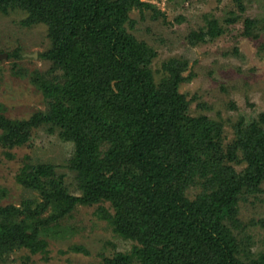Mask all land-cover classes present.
Wrapping results in <instances>:
<instances>
[{"label": "trees", "instance_id": "16d2710c", "mask_svg": "<svg viewBox=\"0 0 264 264\" xmlns=\"http://www.w3.org/2000/svg\"><path fill=\"white\" fill-rule=\"evenodd\" d=\"M144 4L0 0V13L21 9L25 24L47 25L51 46L40 56L52 62L34 76L48 100L46 111L14 119L0 105V146L21 147L35 128L50 123L74 146L69 166L81 190L72 194L52 163L24 164L16 180L38 195L4 204L8 191L0 187V259L22 247L47 253L48 238L76 206L100 204V217L136 242L100 264H264V254L241 260L246 251L233 231L242 229L238 194L259 191L264 179V113L250 123L241 118L235 138L224 145L223 122L190 114L178 90L187 79L186 61L168 60V74L156 81L155 51L126 32L128 12ZM257 26L246 18L245 34L258 37L251 31ZM223 32L214 18L191 35L198 42ZM9 56L20 59L21 51ZM244 160L245 170L229 164ZM191 187L199 189L194 199L187 196Z\"/></svg>", "mask_w": 264, "mask_h": 264}, {"label": "rangeland", "instance_id": "374dc122", "mask_svg": "<svg viewBox=\"0 0 264 264\" xmlns=\"http://www.w3.org/2000/svg\"><path fill=\"white\" fill-rule=\"evenodd\" d=\"M141 1L146 4L128 12L124 26L128 34L155 51L151 68L156 81L168 74L165 62L172 58L186 61L183 75L187 79L178 90L187 96L190 114L223 122L224 145L235 138L234 125L241 118L246 123L259 121L264 113V0H242L241 5L238 0ZM26 15L21 9L0 13V105L14 119H28L48 109L34 76L36 71L44 73L52 67L50 60L40 56L51 46V39L45 23L25 24ZM214 18L224 28L223 34L195 42L191 33L208 28V21ZM246 18L258 22L251 29L258 37L245 34ZM15 48L21 51L20 59L9 56ZM73 150L72 142L63 140L50 123L35 128L21 147L9 150L0 146V187L8 191L3 203L20 205L38 195L16 180L27 162L54 164L68 190L80 195L77 174L69 166ZM229 164L237 171L248 166L246 160ZM259 189L254 193L243 189L236 203L242 229L233 231L246 251L239 254L243 262L264 254V179ZM198 192L191 187L187 196L194 199ZM99 205L76 206L63 228L48 238L47 253L33 254L22 247L1 258L0 264H100L118 252H130L136 242L117 234L98 214ZM105 207L113 212L109 202Z\"/></svg>", "mask_w": 264, "mask_h": 264}, {"label": "water", "instance_id": "95a60500", "mask_svg": "<svg viewBox=\"0 0 264 264\" xmlns=\"http://www.w3.org/2000/svg\"><path fill=\"white\" fill-rule=\"evenodd\" d=\"M37 55L35 54L34 57H36Z\"/></svg>", "mask_w": 264, "mask_h": 264}]
</instances>
